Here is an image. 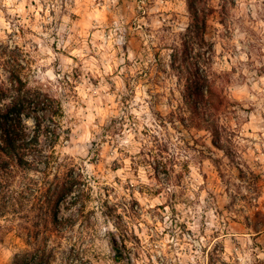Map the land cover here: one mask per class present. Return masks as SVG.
Listing matches in <instances>:
<instances>
[{
	"label": "rangeland",
	"instance_id": "obj_1",
	"mask_svg": "<svg viewBox=\"0 0 264 264\" xmlns=\"http://www.w3.org/2000/svg\"><path fill=\"white\" fill-rule=\"evenodd\" d=\"M207 2L225 149L196 126L171 63L188 0H0V79L12 87L16 53L28 85L57 100L50 184L84 182L59 205L65 229L35 226L31 195L14 202L0 264H264V0Z\"/></svg>",
	"mask_w": 264,
	"mask_h": 264
},
{
	"label": "trees",
	"instance_id": "obj_2",
	"mask_svg": "<svg viewBox=\"0 0 264 264\" xmlns=\"http://www.w3.org/2000/svg\"><path fill=\"white\" fill-rule=\"evenodd\" d=\"M188 4L192 21L183 34L180 45L173 48L171 63L180 77L185 79L184 97L197 118L196 126L210 130L214 144L225 149L219 116L229 107L230 101L217 85L210 70L213 44L208 30L213 8L207 0H188ZM8 56L15 64L10 70L12 87L9 88L0 79V216H5V212H9L11 205L19 198L24 202L21 198L26 199L31 195L41 206L42 213L41 216H36L34 225L50 219L56 230L65 229L67 219L59 216V205L69 196L72 197L84 182L81 174L69 173L63 177L56 174L50 184L51 170L59 162L55 151L59 133L57 128L52 129L44 122L46 117L56 119L60 105L48 92L28 85L21 74L22 67L19 68L22 64L18 54L11 53ZM178 115L181 116L182 123L188 125L184 107L180 108ZM30 117L35 120L34 127L27 123ZM31 172H40L44 176L39 178ZM34 236L39 237V232ZM32 237L31 233L28 241ZM45 239L48 242V236ZM111 242L116 251V259L125 261L126 256L115 235ZM48 260L50 261V257ZM24 262L23 259L19 263Z\"/></svg>",
	"mask_w": 264,
	"mask_h": 264
}]
</instances>
